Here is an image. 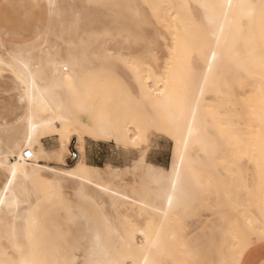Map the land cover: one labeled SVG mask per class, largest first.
I'll return each mask as SVG.
<instances>
[{"label":"bare ground","instance_id":"6f19581e","mask_svg":"<svg viewBox=\"0 0 264 264\" xmlns=\"http://www.w3.org/2000/svg\"><path fill=\"white\" fill-rule=\"evenodd\" d=\"M192 1L202 9V25L184 24L197 20L182 18L179 8L166 11L167 6L181 3L188 7V0L114 3L138 21L144 19L142 6H149L153 17L172 29L175 47L171 55L178 61L173 65L169 61L168 73L160 77L143 60L132 62L139 98L130 99L120 115L94 102L102 84L97 85L91 75L104 69L102 61L111 51L106 31L91 27L79 14L71 19L62 0H45L60 22L56 29L39 31L25 42L15 41V32L0 30V70L9 72L20 85V100L25 104L15 120L0 123V171L5 175L0 187V264H46L30 244L36 203L62 190L107 211L103 214L105 231L108 237H120L116 249L110 250L109 238L103 241L94 233L82 264H240L254 245L264 242V145L256 146L261 153L255 173L248 176L240 151L234 154L223 143V134L211 132L208 118L213 106L207 99L218 92L219 82L214 84L213 79L219 81V71L233 70L236 79L247 76L241 81L251 90L246 103H258L259 93L262 98L261 104L245 105L242 115L249 126L224 121L215 107L218 121L215 116L213 122L232 131L242 148L249 146L246 131L252 130V119L259 126L257 133H264V50L253 31L259 0ZM245 21L249 22L247 34L242 31ZM241 40L247 46L246 58L237 49ZM148 129L173 142L168 168L149 163L148 150L124 169L87 164L86 138L131 145L144 138ZM50 138H57L59 146L47 150L43 141ZM72 139L77 141L80 158L67 168ZM25 151L32 153V160L23 158ZM222 165L240 175L225 173ZM215 199L222 208L213 216L221 226L211 224L213 230L220 229L208 236L207 226L198 231L195 226ZM252 202L258 209L256 215ZM136 212L157 220L152 217L145 228L122 222L124 216ZM189 220L197 222L191 233ZM2 239L9 241L15 256L1 246ZM78 259L76 255L74 261Z\"/></svg>","mask_w":264,"mask_h":264},{"label":"rangeland","instance_id":"374dc122","mask_svg":"<svg viewBox=\"0 0 264 264\" xmlns=\"http://www.w3.org/2000/svg\"><path fill=\"white\" fill-rule=\"evenodd\" d=\"M188 1H190L188 7L184 6V3H181L178 7L167 6L166 11L172 9L171 12H173V10L179 8L182 18L185 19L187 16L194 17L197 20L194 24L187 21L184 24L202 25V9L195 1ZM253 1L258 2V0ZM116 2H125V0H114L112 3H107L104 0L102 2L62 0L63 6L70 9L68 16L71 19L75 14H79L80 18L88 20L92 24L90 25L91 27L108 33L111 39V51L106 56L107 59L102 61L104 69L91 75V78L96 81L97 85L102 84V90H98L95 93L94 102L102 104L103 109H109L120 115L124 112L125 108L123 106L131 104L129 102L130 99L133 101V99L139 98L138 84L131 69L133 67L131 65L132 62L137 59L143 60L146 66L151 68L156 76L160 77L168 73L170 62L174 61L173 65L177 64L178 61L171 55L175 47L172 29L169 30L165 24L160 23L153 17L149 6H142L144 19L143 21H138L126 11L124 6L115 5L114 3ZM258 4L253 31L258 36L260 47L264 50V0H259ZM185 9H188V11L185 12ZM69 17L68 19H70ZM57 22L56 17L49 12L45 0H0V30L17 33L18 40L15 41H29L39 31H49L51 26L56 29L60 24V22ZM248 24L249 22L247 21L243 22V34L248 33ZM47 36L51 35L48 33ZM242 43V40L238 41L237 49L240 55L246 58L247 46ZM248 48L256 50L254 45H249ZM258 52L260 53L259 50ZM170 69H174V67L170 66ZM233 72V70L228 72L219 71V81L213 79L214 84L219 82V86L218 92L214 91L210 96H207V99L212 101L211 105L213 106L209 111L210 117L208 121L210 126H208L213 134L216 135L218 131L223 134V143L225 146H229L234 154L240 151L241 161L245 160L247 164L248 176H252L255 173V161L259 159L258 157L261 153V151L258 152L256 150V146L259 144L264 145V133H257L259 126H257L256 120H251L252 130L246 131V136L250 137V141L249 146L246 145L245 148L237 146L232 131L226 127L219 126L217 123L218 115H216V111L218 109L217 114L224 121H235L240 126H249L247 124L248 119L242 115L246 109L245 105L248 104L245 98L251 91L250 88L244 87L242 83L247 76L241 75L236 79L235 72ZM221 79L223 80L221 81ZM159 86H164V83H160ZM259 95L257 96L258 103L262 99ZM20 99V85L9 72L0 70V123L13 121L23 112L25 104ZM258 103H249L247 108L248 106H256ZM214 119L217 120V124L215 121L213 122ZM260 137L262 138L261 141ZM43 143L47 150H52L59 146L57 138L46 139ZM115 143L114 141L102 142L86 138L84 147L87 164L92 165V160L89 161L86 157V151L88 150L100 153L95 162L101 167L109 164L113 167L124 169L131 166L133 161L140 158L146 150L150 151L156 148L159 153L165 154L164 168H168L170 165L173 142L169 137L164 136L155 129H148L144 138L131 145ZM69 150L70 152L73 150L79 152L76 139L71 140ZM69 155L70 153L66 155L67 168H71L77 164V161L69 159ZM52 166L58 167L56 164H52ZM222 166L225 173L233 176L240 175L238 170L232 167L228 168L226 165ZM46 177L49 178L50 176L46 175ZM4 181L5 175L0 171V187ZM218 203L216 199L213 200L209 209L201 212L199 224L196 225L197 222L195 220L188 221V225L191 226L190 233L193 232L192 227L195 225V229L198 228L197 231L203 229L204 225L207 226L205 232L208 236H212L218 232L220 227H218V230H213L210 227L211 224L221 226L217 221L215 222L213 216V214L218 213L222 208ZM254 204L252 202L251 211L256 215L258 214V209L256 204ZM35 212L37 220L31 230L30 244L36 255L46 264H82L91 246L94 233H97L103 241L108 240V234L103 226V217L108 212L101 211V209L91 203L78 198L70 190H67V192L66 190H62L60 193L55 192V195L52 197L48 195L40 199L36 203ZM152 217L154 216L147 214L138 216L136 212L132 216H124L123 219L125 220L122 222L126 223L130 221L135 226L138 225L145 228L150 223ZM154 219L157 220L156 217ZM197 231L193 234H196ZM108 238L110 242L108 248L110 250L116 249V245L120 239L119 235L109 234ZM1 246L9 255L15 256L12 246L7 239H2ZM76 255L79 257L77 263L74 261Z\"/></svg>","mask_w":264,"mask_h":264},{"label":"crops","instance_id":"0c3cea01","mask_svg":"<svg viewBox=\"0 0 264 264\" xmlns=\"http://www.w3.org/2000/svg\"><path fill=\"white\" fill-rule=\"evenodd\" d=\"M99 152L94 150L86 151V157L88 160H92V166L101 167L95 160L99 157ZM146 160L157 166L164 167L165 154H161L157 149L148 151ZM264 203V199H263ZM240 264H264V242L254 245L243 257Z\"/></svg>","mask_w":264,"mask_h":264},{"label":"built area","instance_id":"2783aa9c","mask_svg":"<svg viewBox=\"0 0 264 264\" xmlns=\"http://www.w3.org/2000/svg\"><path fill=\"white\" fill-rule=\"evenodd\" d=\"M23 158L26 160V161H30L32 160L33 158V155L30 151H25L24 155H23ZM80 158V154L78 151L76 150H73L72 152H70V155H69V159L71 161H77L78 159Z\"/></svg>","mask_w":264,"mask_h":264}]
</instances>
